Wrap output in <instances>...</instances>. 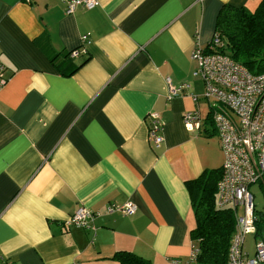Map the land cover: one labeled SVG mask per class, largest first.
<instances>
[{
	"label": "crops",
	"instance_id": "obj_1",
	"mask_svg": "<svg viewBox=\"0 0 264 264\" xmlns=\"http://www.w3.org/2000/svg\"><path fill=\"white\" fill-rule=\"evenodd\" d=\"M260 1L96 0L69 14L62 0H0V264L191 263L185 182L224 161L199 132L212 117L193 51L224 4ZM191 110L200 129L184 124ZM127 201L135 214L107 211ZM80 206L88 225H67Z\"/></svg>",
	"mask_w": 264,
	"mask_h": 264
},
{
	"label": "trees",
	"instance_id": "obj_2",
	"mask_svg": "<svg viewBox=\"0 0 264 264\" xmlns=\"http://www.w3.org/2000/svg\"><path fill=\"white\" fill-rule=\"evenodd\" d=\"M217 36L220 39L219 42L215 41ZM195 47L201 49L206 56L222 57L230 60L234 67V74L246 70L254 75L264 74V0L255 10H251L244 5L224 4L219 10L211 40L205 46L197 42ZM194 75L200 78L204 84V98L208 101L215 100L212 98L214 94L210 91V87L216 85L213 77L201 73L200 70L198 72L195 70ZM221 87L228 89L225 85ZM212 110L213 106L210 109L212 120L209 121L214 124V134L209 130L198 131L209 137L218 135L224 161L220 167L204 169L197 177L188 179L185 182L191 196V207L195 218V225L190 230V234L198 248L194 255L193 252L191 253V263L189 264H229L230 251L237 229L239 232V226L242 227L245 224L244 218L247 212L246 200L238 201L235 195V186L240 181L236 180L228 185H223L227 176L230 177V170L226 165L228 150L235 152L237 144L234 143L232 146L225 144L224 137L213 120ZM227 111L234 122L239 125V116L232 106L228 105ZM199 118L202 119L200 116ZM201 119L200 126L192 130L201 128ZM184 124L186 125L185 119ZM239 128L240 126H237L236 131L240 134ZM151 142L158 145L154 141ZM239 147L246 148L243 144H240ZM246 186L253 197L254 230L245 232L239 247L241 256L255 258L257 245L264 239V211L256 203V194L252 187L257 186L258 189L263 191L264 195V173L253 180L247 181ZM248 235L255 236V250L252 255L244 248ZM123 264L152 263L141 256L126 252Z\"/></svg>",
	"mask_w": 264,
	"mask_h": 264
},
{
	"label": "built area",
	"instance_id": "obj_3",
	"mask_svg": "<svg viewBox=\"0 0 264 264\" xmlns=\"http://www.w3.org/2000/svg\"><path fill=\"white\" fill-rule=\"evenodd\" d=\"M66 5V12L72 13L77 7L91 9L96 5V0H62ZM216 42L220 39L217 36ZM79 49L72 51L73 55H78ZM192 57L199 61L200 72L213 77L216 85L210 87L214 94L212 98L218 104L213 114V119L224 137L225 144L232 146L237 144L235 152L228 150L226 165L230 170V177L227 176L223 185L239 180L240 183L235 186L236 199L246 200V216L244 225L239 226L233 245L230 251L229 264H264V239L257 245V254L255 258H246L241 256L240 242L244 238L245 232L253 231V203L252 195L247 190L246 182L261 176L264 173V74L257 75L249 73L247 70L234 74V67L230 60L222 57H210L203 54L199 48H194ZM5 64L0 58V89L8 82L5 75ZM198 72V71H197ZM170 81V80H168ZM227 86V90L221 86ZM236 92L235 94H232ZM172 94L177 95V89L172 88ZM197 100V98H195ZM228 105L236 111L239 116V125L227 111ZM200 113L198 111L190 112L184 115L188 129H194L200 126ZM240 126V134L237 133L236 127ZM163 126L158 119H155L150 126V140L156 144H161L164 137L161 133ZM240 144L246 148L239 147ZM136 204L127 201L124 204L114 203L107 207L108 212H122L132 214L136 212ZM94 216L88 209L80 206L71 219L66 222L67 225L87 226L90 219ZM198 250L196 244L193 245V255ZM260 255H263L261 259ZM8 264H17L10 260Z\"/></svg>",
	"mask_w": 264,
	"mask_h": 264
},
{
	"label": "rangeland",
	"instance_id": "obj_4",
	"mask_svg": "<svg viewBox=\"0 0 264 264\" xmlns=\"http://www.w3.org/2000/svg\"><path fill=\"white\" fill-rule=\"evenodd\" d=\"M262 1V0H261ZM261 1L259 2V4H261ZM205 99V98H204ZM206 100V99H205ZM207 101V100H206ZM208 102V104H207V108H206V111L207 110H209V108L211 109V107L213 106V105H215V104H218V105H220V106H223V104L222 103H220V102H215L214 100H210V101H207ZM195 110V109H194ZM194 110H191V111H187L185 114H187V113H189V112H192V111H194ZM215 113V110H212V112H211V114H214ZM184 114V115H185ZM207 125H208V127H209V129L213 132V125H212V123H210V122H208V123H206ZM213 134H214V132H213ZM215 137H217L218 138V140H219V137H218V135H214ZM214 136H211V137H214ZM252 190L255 192V194H256V203H258L262 208H260V209H262L263 211H264V195H263V191L262 190H260V189H258L257 188V186H253L252 187ZM261 210V211H262ZM246 241H247V246L249 245V248H247V250L250 252V255H252V254H254V250H255V248H254V245H255V240H254V238H253V236L252 235H248V237L246 238ZM262 247L264 248V245H262ZM263 255H260L259 256V258L261 259V257H262Z\"/></svg>",
	"mask_w": 264,
	"mask_h": 264
}]
</instances>
